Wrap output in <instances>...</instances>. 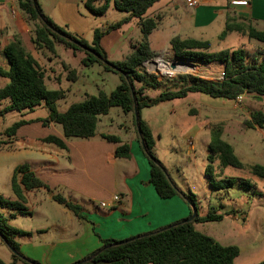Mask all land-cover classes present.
Here are the masks:
<instances>
[{"label":"trees","instance_id":"16d2710c","mask_svg":"<svg viewBox=\"0 0 264 264\" xmlns=\"http://www.w3.org/2000/svg\"><path fill=\"white\" fill-rule=\"evenodd\" d=\"M159 1L86 0L84 4L86 9L95 17L105 16L111 6L116 11L129 15L124 20L103 30L96 29L92 44H89L55 24L45 15L38 0H16L28 23L33 27V44L37 50L44 49L56 55L57 46H64L67 50L82 52L85 54L82 59L84 67L99 64L105 71L119 75L121 84L110 95L102 91L97 96L86 95L83 102L73 104L65 112H61L57 104L66 96V93L63 90L48 89L46 71L27 52L21 39L16 37L4 51L10 69L8 71L0 69V77L8 80L7 85L0 88V103L10 102L5 112L24 114L33 113L40 107L46 108L48 117L35 122H42L44 125L52 123L62 127L63 138L49 136L43 140L44 143L56 145L61 149H67L66 141L68 140H89L96 137L100 118L107 116L112 108H120L126 115L132 114L135 131L150 165L149 183L161 199L169 200L181 196L191 207V213L185 220L123 241L103 240L100 249L74 264H234L240 253L237 247L222 246L213 238L195 229V223L221 221L223 217L215 211L202 218L197 214L192 222H187L192 216V207L197 209V198L194 195L183 193L158 160L155 154V138L149 125L143 121L141 112L165 102L185 99L188 95L195 93L231 102H236L240 97L245 96L258 100L263 99L264 48L251 51L246 47H241L211 53L210 41L175 37L170 42L172 61L192 63L199 68H201L200 65L216 66L220 68V73L225 74V77L205 80L187 74H179L176 77L149 74L144 64L158 58V55L151 49L150 36L158 28L160 18L147 17V12ZM132 20H138L141 41L132 47L131 53L124 61L110 62L101 46L102 39ZM231 33H239L264 46V31L257 30L245 18L228 14L225 29L218 40H225ZM194 68L196 71L197 67ZM68 79L76 82L75 71L71 72ZM158 90L161 92L157 97L149 95V92ZM135 110L139 115L138 125ZM251 118V121L247 122L249 128L259 127L264 130V114L259 112L253 114ZM30 123L32 122L21 120L7 128L4 133L7 139L0 140V150L10 147L18 131ZM210 135L211 142L208 146V165L205 175L211 188L227 190L237 185L252 188L247 181L222 178L221 173L216 171L217 163L221 170L227 167L248 169L252 175L264 179V166L245 165L236 155L232 145L223 139L222 125L213 126L210 129ZM102 138L118 145L115 153L117 158H131L129 145L123 144L118 137L102 135ZM11 189L15 200L11 201L0 195V236L12 251L10 264H18V262L40 264L24 257L20 244L17 242L18 237L31 234L12 228L4 213H7L9 218L31 215V211L26 207L27 195L35 191L51 190L36 176L28 164L16 167L11 180ZM52 199L72 212L78 219H85L81 207L68 201L62 195L56 194ZM93 256L95 257L91 261H85ZM0 264L5 263L0 261ZM259 264H264V261Z\"/></svg>","mask_w":264,"mask_h":264},{"label":"rangeland","instance_id":"374dc122","mask_svg":"<svg viewBox=\"0 0 264 264\" xmlns=\"http://www.w3.org/2000/svg\"><path fill=\"white\" fill-rule=\"evenodd\" d=\"M65 1L50 0L51 6L47 8V11L54 13L55 17L59 19L56 4H64ZM85 10L84 6L83 8L81 6V9L72 8L70 26H65L63 29L92 44L94 32L90 34V26L78 13L87 12ZM113 16L108 15L106 19L102 20V24L96 26V29L103 30L106 23L110 26L116 24L117 20ZM223 31L224 29L218 35H221ZM209 37H211L209 41L212 44L211 53L235 50L241 47H246L251 51L264 48L262 44L238 33L229 34L223 41L216 38V33L210 34ZM141 39V35L133 32L128 41L108 46V51L106 49L105 51L110 53L109 61L113 63L124 61L131 53V41H141ZM163 45H165V41H163ZM37 52L38 60L46 68L48 86L54 87L59 83L61 84L60 88L66 93V96L57 104L61 112H65L73 104L83 102L85 95L97 96L100 91L110 95L121 84L119 75L105 71L99 64L84 67L82 59L85 54L82 52H73L65 49L64 46H57L56 55H52L44 49L37 50ZM49 58L54 61L51 65L47 63ZM155 59L170 63L176 62L166 55L158 56ZM61 60L64 62L61 63ZM161 64L163 63L158 61L154 66L146 68V71L149 74L162 77L187 74L205 80H214L221 74L219 67L200 65L201 68H199L196 65V71L190 72L185 67H181L180 69L188 73L180 71L169 75L170 69L167 67L169 71H161L159 66ZM72 71H75L77 80L79 78L78 82L68 79ZM6 83L8 80L0 78V88L4 87ZM60 88L58 86L54 89ZM160 92L161 90L151 91L149 95L157 97ZM192 108L197 111V114H190ZM259 112L264 114V98L258 100L245 96L241 102H231L200 93L191 94L186 99L165 102L141 112L142 119L152 121L154 125L156 131L154 135L155 153L158 160L183 193L196 196L198 215L202 218L215 211L216 214L223 217L218 222L195 223L194 227L198 232L213 238L222 246L237 247L240 253L234 264H259L264 261V179L252 175L248 169L227 167L221 170L217 163L216 171L221 173L222 178L247 181L252 185V188L248 189L239 185L227 190L211 188L205 175L208 165V146L211 142L209 129L216 125H222L224 128L223 139L232 145L236 155L245 165L264 166V130L259 127L252 129L247 125V122L251 121L252 115ZM3 113H5L4 109L1 114ZM18 114V112H14L5 116L2 122L0 121V140L7 139L4 136L6 128L11 127L15 122L22 119L25 121L35 118L45 119L48 115L43 108H38L33 113H24L20 116ZM208 122L209 129H204L195 136V127L205 126ZM37 123L41 122L34 124ZM126 127L135 129L133 116L124 114L120 108H112L107 116L101 117L99 123V131H108L115 135L124 136ZM29 130L33 135L47 131L41 125H33ZM50 131L63 132L59 125H54V130ZM190 141L195 147L192 150ZM30 152L18 149L17 146L5 147L0 150V195L6 199L15 200L11 189V180L16 167L29 164L38 171V166H35L37 156ZM180 199L187 207H190L183 197ZM26 207L31 211V215H18L16 218H9L7 213L4 214L12 228L31 234L23 238L18 237L22 255L29 260L44 264L50 255L49 249L45 248H51L50 246L56 243L59 236L53 226L57 221H66V217L62 213L63 208L52 201L48 193H38L37 196L30 195L27 198ZM0 261L5 264L12 262V251L1 236ZM18 264L23 263L18 262Z\"/></svg>","mask_w":264,"mask_h":264},{"label":"crops","instance_id":"0c3cea01","mask_svg":"<svg viewBox=\"0 0 264 264\" xmlns=\"http://www.w3.org/2000/svg\"><path fill=\"white\" fill-rule=\"evenodd\" d=\"M85 1L66 0L64 4H56L60 16L57 19L58 17H55L54 13L47 11V8L51 6L50 0H38L45 15L61 28L70 26L71 9L85 7ZM231 1L200 0L197 7L190 8L187 5V0H160L147 12V17L160 18L158 28L150 36L151 49L159 57L166 55L170 58V42L175 37L209 41L210 34L216 33L218 39L219 32L225 29L228 14L245 18L257 30L264 31V0H251L248 7H234L231 5ZM85 11L87 12L78 13L90 26V34L96 30L98 24H102V20L106 19L108 15H114L113 18L117 20L115 23L129 16L116 11L113 6L103 17H95L87 9ZM105 26L107 28L110 25L106 23ZM133 32L141 35L138 20H132L121 29L112 31L105 36L101 41L103 50L108 51V46L128 41ZM33 36V27L28 23L16 0H0V69L5 71L10 69L4 51L16 37H19L27 52L45 70L46 68L37 58L38 52L33 44ZM162 40L165 41V45ZM139 42V40L131 41V51L132 47ZM107 51L105 53L109 59L110 53ZM53 62L50 58L47 59L48 64L51 65ZM63 62L64 60H61V63ZM78 81L79 78L76 82ZM6 85L7 83L4 86ZM46 85L52 91H56L54 88L58 86L61 87L59 83L56 84L57 87L48 86L47 78ZM9 105V101L0 103L1 122L5 116L14 113L1 114L3 109L5 111ZM40 108L46 110L44 107ZM193 109L190 110V114H197V111ZM18 115L23 114L19 113ZM47 117L48 115L45 119ZM39 119L44 120L42 118L29 120L28 122L32 123L18 131L11 145L24 151L29 150L30 153L37 156L35 166H38V171L32 165H28L51 190L35 191L29 193L28 197L44 192L48 193L53 201L52 197L60 194L68 201L80 206L85 217L80 220L61 206L66 221L55 222L56 225L53 228L59 236L56 243L50 246L51 248H45L49 249L50 255L44 264H74L100 249L103 240H127L158 231L189 217L191 208L182 202L181 196L169 200L161 199L149 183L150 165L134 128L126 127L123 136L108 131H99L98 124L96 137L89 140H68L66 141L67 149H61L56 145L44 143L43 140L49 136L63 138V132H49V130H54L55 124L52 123L34 124ZM143 121L149 125L154 136L156 131L152 121ZM33 125H41L47 131L33 135L29 130ZM204 129H209V122L205 126H196L194 135L197 136ZM102 135L116 136L123 144H128L131 158H117L115 153L118 145L104 140ZM157 135L159 134L157 133ZM190 145L191 150L195 148L191 141ZM116 197L119 200H115ZM102 203H107L109 206L103 208ZM17 239L19 243V238Z\"/></svg>","mask_w":264,"mask_h":264},{"label":"built area","instance_id":"2783aa9c","mask_svg":"<svg viewBox=\"0 0 264 264\" xmlns=\"http://www.w3.org/2000/svg\"><path fill=\"white\" fill-rule=\"evenodd\" d=\"M199 2L200 0H187V5L190 7V8H195L199 5ZM250 2L251 0H232L231 1V5L234 6V7H248L250 5ZM153 61L156 62V61H162V63L165 65V66H171V63L170 62H164L163 60L161 59H153L149 62H146L144 64L145 68H149V65L153 64ZM171 68V67H170ZM171 75V74H169ZM225 77V74L224 73H221L220 74V77L219 79H223ZM243 100V97H240L238 99V102H241ZM115 200H119L118 197L115 198ZM109 205L107 203H102V207L103 208H107Z\"/></svg>","mask_w":264,"mask_h":264},{"label":"water","instance_id":"95a60500","mask_svg":"<svg viewBox=\"0 0 264 264\" xmlns=\"http://www.w3.org/2000/svg\"><path fill=\"white\" fill-rule=\"evenodd\" d=\"M154 63V61H153ZM179 66H190V67H196V65L192 64V63H186V62H173L171 63V69L172 70H176ZM135 117H136V123L138 125V122H139V115H138V112L137 110H135ZM140 133V131H138ZM197 209L195 207H192V216L187 220V222H192L195 217L197 216ZM97 255V254H96ZM95 255V256H96ZM95 256L85 260V261H91Z\"/></svg>","mask_w":264,"mask_h":264},{"label":"bare ground","instance_id":"6f19581e","mask_svg":"<svg viewBox=\"0 0 264 264\" xmlns=\"http://www.w3.org/2000/svg\"><path fill=\"white\" fill-rule=\"evenodd\" d=\"M157 62L158 61H156V62H154L153 64H151V65H149V66H154L155 64H157ZM162 62V61H161ZM160 66V69H161V71H163V72H166V71H169V69H170V72H168V73H170V74H174V73H179L180 71H183L182 69H180L181 67L182 68H186V70H188V71H190V72H193V71H195V68L194 67H190V66H179L176 70H172L169 66H165V65H163V64H161V65H159ZM169 69H168V68ZM183 72H185V71H183ZM185 73H188V72H185Z\"/></svg>","mask_w":264,"mask_h":264}]
</instances>
